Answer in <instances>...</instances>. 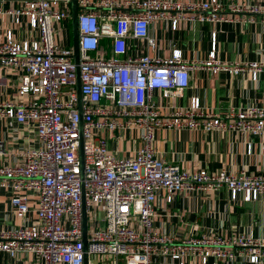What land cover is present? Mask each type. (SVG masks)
Returning a JSON list of instances; mask_svg holds the SVG:
<instances>
[{
  "label": "built area",
  "instance_id": "obj_1",
  "mask_svg": "<svg viewBox=\"0 0 264 264\" xmlns=\"http://www.w3.org/2000/svg\"><path fill=\"white\" fill-rule=\"evenodd\" d=\"M21 1L20 7L0 8V14L11 15L17 25L25 17L34 35L17 41L8 30L0 40V67L23 71L18 92L34 97L0 102V118L32 125L37 142L21 151V162L0 164V188L9 192L17 218L33 213L36 219L0 228V252L10 257L31 253L32 264H84L85 254L87 264H92V256L110 257L111 264H120V259L123 264H151L157 253L177 264H186L187 256L205 263L210 257L231 261L238 254L250 263L261 262L264 239L252 234H203L175 243L171 237L155 235L153 218L162 191L171 202L174 193L217 192L225 186L232 201L239 196L250 201L264 194V174L243 169L189 172L157 157L152 143L159 128L225 129L259 138L264 154V104L221 116L203 111L200 98L193 96L184 110L170 106L168 114L160 112L162 99L181 97L193 68L247 71L255 80L264 62L219 60L215 43L202 61L185 59L179 49L166 57L141 49L156 48L149 27L158 18L170 19L176 29L180 19L243 20L242 13L264 8L235 2L229 4L232 14L227 15L220 0H99L94 5L77 0L76 65L72 44L56 38L68 30L71 0ZM101 39H110V46L103 47ZM132 133L141 140L132 154L121 157L109 151L110 137ZM254 151V143L247 141L246 154ZM7 153L0 139V160ZM96 210L103 216L89 221L88 213Z\"/></svg>",
  "mask_w": 264,
  "mask_h": 264
},
{
  "label": "crops",
  "instance_id": "obj_2",
  "mask_svg": "<svg viewBox=\"0 0 264 264\" xmlns=\"http://www.w3.org/2000/svg\"><path fill=\"white\" fill-rule=\"evenodd\" d=\"M77 1V0H76ZM93 5L99 0H89ZM187 1V0H179ZM207 1V0H191ZM222 11L230 15L229 4L239 3L245 7L256 5L264 8V0H220ZM21 0H0V8L7 10L22 6ZM71 9V1L69 2ZM93 9L99 10L97 6ZM193 15L196 13H186ZM243 20L201 22L180 19L176 29L171 28L168 18H158L150 24L149 35L155 40L156 48L145 50L151 56L166 57L173 49H179L187 60L202 61L215 43V57L223 61H259L264 62V12H244ZM11 30L15 40L22 41L34 35L23 17L22 24L13 22L12 16L0 14V40ZM64 37L56 34L60 42L72 44L71 22ZM103 47L108 48L110 39H101ZM132 51V50H131ZM23 71L16 68L0 67V102H21L31 100L34 95H20V76ZM189 86L179 98L161 100L160 112L168 114L170 106L184 110L193 96L201 101L205 112L226 116L231 111L264 104V71L252 79L249 72L232 74L225 70L211 73L205 69L193 68L190 71ZM134 137V138H133ZM0 139L4 140L8 153L0 164L21 162V151L37 142L32 125L17 124L6 118H0ZM247 141L255 145L251 155L245 152ZM259 138L233 130L214 129L209 132L187 129L168 130L159 128L155 133L152 148L157 157L168 163H177L186 171L206 169L210 172L225 169L227 171L245 170L247 173L264 174V154L259 151ZM141 140L133 133L119 139L110 137L108 149L117 156L133 153L140 147ZM162 191L154 205V231L157 236H168L175 243L189 238H198L203 234H218L225 238L252 234L264 239V194L256 200L244 201L241 196L232 201L229 191L222 186L217 192L188 191L174 193L171 202L165 200ZM9 192L0 188V228L32 223L35 214L27 218H17L9 201ZM237 249V248H235ZM92 264L112 262L105 256L90 257ZM123 263V260L120 259ZM35 257L31 253H18L14 257L0 252V264H32ZM120 262V261H119ZM186 264H253L244 254H238L231 261L210 257L205 263L200 259L187 256ZM151 264H177L167 256L154 254ZM256 264H264V259Z\"/></svg>",
  "mask_w": 264,
  "mask_h": 264
},
{
  "label": "water",
  "instance_id": "obj_3",
  "mask_svg": "<svg viewBox=\"0 0 264 264\" xmlns=\"http://www.w3.org/2000/svg\"><path fill=\"white\" fill-rule=\"evenodd\" d=\"M77 3L76 0H71V32H72V46H73V59L76 65L79 62V54H78V31H77ZM78 70V67H77ZM78 92L79 91V79H78ZM86 228H87V216L86 213H83V240L86 243ZM84 264H87V255L84 256Z\"/></svg>",
  "mask_w": 264,
  "mask_h": 264
},
{
  "label": "rangeland",
  "instance_id": "obj_4",
  "mask_svg": "<svg viewBox=\"0 0 264 264\" xmlns=\"http://www.w3.org/2000/svg\"><path fill=\"white\" fill-rule=\"evenodd\" d=\"M102 216H103V211L102 210H96L93 213L92 212L88 213V220L90 221L94 217L101 218ZM100 263H101L100 260H96L93 264H100ZM107 264H111V262L108 261ZM120 264H123L121 260H120Z\"/></svg>",
  "mask_w": 264,
  "mask_h": 264
}]
</instances>
